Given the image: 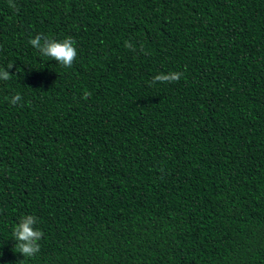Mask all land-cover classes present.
Returning a JSON list of instances; mask_svg holds the SVG:
<instances>
[{
    "label": "trees",
    "instance_id": "1",
    "mask_svg": "<svg viewBox=\"0 0 264 264\" xmlns=\"http://www.w3.org/2000/svg\"><path fill=\"white\" fill-rule=\"evenodd\" d=\"M13 2L0 264H264V0ZM36 35L71 37L72 67ZM26 215L44 233L27 258L12 237Z\"/></svg>",
    "mask_w": 264,
    "mask_h": 264
},
{
    "label": "clouds",
    "instance_id": "2",
    "mask_svg": "<svg viewBox=\"0 0 264 264\" xmlns=\"http://www.w3.org/2000/svg\"><path fill=\"white\" fill-rule=\"evenodd\" d=\"M9 7H16L13 0H9ZM29 43L41 56L56 61L64 68H71L77 57L75 41L71 37H67L62 41H57L49 37L36 35L34 38L29 40ZM125 47L135 50L129 42H125ZM12 67L13 65L9 64L7 70L0 69V80L7 81L11 78V74L8 69H11ZM182 75L183 73L181 72H169L167 74L161 73L156 75L151 83L178 82ZM84 95L86 97L89 94L85 93ZM20 100L21 96L16 94L11 98L10 103L15 105ZM36 223L37 218L35 216L26 215L22 217L19 223L13 228L12 237L15 241V248L25 258L33 257L40 251V244L38 242L42 239L44 233L34 227Z\"/></svg>",
    "mask_w": 264,
    "mask_h": 264
}]
</instances>
